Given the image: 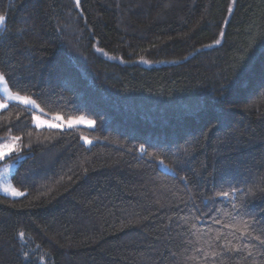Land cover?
<instances>
[{
    "label": "trees",
    "instance_id": "obj_1",
    "mask_svg": "<svg viewBox=\"0 0 264 264\" xmlns=\"http://www.w3.org/2000/svg\"><path fill=\"white\" fill-rule=\"evenodd\" d=\"M231 6L0 0L9 91L95 125L0 111V144L17 146L0 167L22 158V196L0 195V264H264V0Z\"/></svg>",
    "mask_w": 264,
    "mask_h": 264
},
{
    "label": "rangeland",
    "instance_id": "obj_2",
    "mask_svg": "<svg viewBox=\"0 0 264 264\" xmlns=\"http://www.w3.org/2000/svg\"><path fill=\"white\" fill-rule=\"evenodd\" d=\"M233 2L234 0H231L232 6H233ZM231 6V8H232ZM1 29V27H0ZM140 65H143L145 67H150L151 63L146 62V61H141ZM12 93V92H11ZM13 96L17 95L12 93ZM21 96V95H20ZM0 104H4V107H0V111H2L3 109L7 108V106L9 104H17L20 105L22 107H25L27 109H29L32 112L33 115V125L38 128V129H56V130H60V131H64V130H74V129H87V130H92L94 129V123L92 125H89L87 123V121H91L89 119H84V118H80V119H76V120H69L72 122L71 126H69V121L63 120L62 118L59 117V119H57V116H44L41 111L39 110V108H33L29 105H25L23 103H21L18 100L15 99H8L7 95L4 93L3 91V86L0 85ZM34 117H36V119H34ZM42 121L43 123H40V126L37 127V122ZM49 124H56L58 125V127H49ZM87 139V138H85ZM85 139H81V143L86 145V146H90L91 144H93V142L91 141V143H85ZM4 145H7L8 147L5 148ZM10 149V150H9ZM17 149L16 144L14 143H5V144H0V151L6 152V155L0 159V162L9 157L11 154H13V152ZM22 158H18L16 161L10 162L8 164H5L3 166L0 167V195L2 196H6L12 199H17L20 198L22 195H13L11 192V189H15L12 184H11V177L14 174L17 166H18V162L21 161ZM5 189H9V191H5ZM16 192H19L18 190L15 189ZM20 193V192H19Z\"/></svg>",
    "mask_w": 264,
    "mask_h": 264
},
{
    "label": "snow or ice",
    "instance_id": "obj_3",
    "mask_svg": "<svg viewBox=\"0 0 264 264\" xmlns=\"http://www.w3.org/2000/svg\"><path fill=\"white\" fill-rule=\"evenodd\" d=\"M77 6H79V0H77ZM229 11H231V9H229ZM6 25V16L5 15H0V27L2 26H5ZM216 43H219V41H216ZM0 85L3 86V91L4 93L7 95L8 99H15V100H18L20 101L21 103L25 104V105H29L33 108H38L39 105L36 104V101L31 99L30 97L28 96H20V95H15L13 96V94L9 91V88H8V85L6 83V79L4 77L3 74H0ZM5 105L4 104H0V107H4ZM34 119H36V117H34ZM57 119H59V117H57ZM40 123H43L42 121H39L37 122V127L40 126ZM87 123L89 125H92L94 122L93 121H87ZM72 122L69 121V126H71ZM49 127H58V125L56 124H49L48 125ZM82 139H85L82 137ZM85 143H91L90 140L88 139H85ZM5 148H7L8 146L7 145H4ZM10 150V149H9ZM141 151L143 152L144 149L143 147L141 148ZM6 155V152H3V151H0V159H2L4 156ZM160 164L161 165H164V161L161 160L160 161ZM166 167V165H165ZM5 191H9V189H5ZM11 192L13 195H22V193H19V192H16L15 189H11ZM223 196L227 197L229 194L227 192H224L222 193ZM233 207H235V205H233ZM224 227H228V225H223ZM234 232H239V236L236 237L237 240H242L245 238L246 235H249V225H248V222H244V225H243V228H237V229H234ZM21 237H23V233L20 234ZM254 239H259V237H253ZM217 239H219V237H217ZM260 243L261 244H264V239H260ZM221 247H223L225 249V251H230V252H237V251H240L241 250V246L240 244L236 243L234 244L232 242V240H227L225 243H223L221 245ZM243 247H247V245H243Z\"/></svg>",
    "mask_w": 264,
    "mask_h": 264
}]
</instances>
